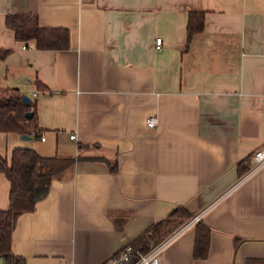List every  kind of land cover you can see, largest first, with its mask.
Returning a JSON list of instances; mask_svg holds the SVG:
<instances>
[{
    "label": "crops",
    "instance_id": "1",
    "mask_svg": "<svg viewBox=\"0 0 264 264\" xmlns=\"http://www.w3.org/2000/svg\"><path fill=\"white\" fill-rule=\"evenodd\" d=\"M190 10L204 27L187 46ZM8 13L68 29V47L17 39ZM0 49V87L31 97L45 135L0 131V153L82 157L19 215L11 249L26 264H112L180 205L210 226L209 255L194 258L190 218L163 264H264V166L237 183L264 144V0H0ZM9 192L0 171V209Z\"/></svg>",
    "mask_w": 264,
    "mask_h": 264
},
{
    "label": "trees",
    "instance_id": "2",
    "mask_svg": "<svg viewBox=\"0 0 264 264\" xmlns=\"http://www.w3.org/2000/svg\"><path fill=\"white\" fill-rule=\"evenodd\" d=\"M6 24L14 30L17 39H35L39 48L68 47V29L44 27L40 24L36 13H8ZM203 27L204 12L190 10L186 25L187 46L192 41L194 34L201 31ZM9 51L10 49H0V59L4 58ZM41 84L40 86H43ZM30 110L32 115L28 116L27 112ZM0 131H17L35 138L43 132L37 121L34 102H23L22 93L18 87H0ZM250 156L252 153L239 162V175L250 168ZM77 159H82V157H63L58 154L46 156L40 154L35 148L26 146L14 148L10 161L0 153V171L4 172L10 180L9 205L0 209V264H26L25 258L15 255L11 249L12 235L17 219L23 212L33 210L38 200L47 195L52 179ZM111 170L116 172V164L111 165ZM195 216L184 205H180L171 211L167 217L145 228L131 239L128 245L141 253H148L158 241L165 238L185 219ZM124 221L125 218L116 217V227L121 229ZM194 223L193 255L195 259H206L210 250L211 228L201 217ZM122 250L115 256H118ZM137 259L138 256L133 254L132 259L125 264H133ZM262 263L257 260L248 261V264Z\"/></svg>",
    "mask_w": 264,
    "mask_h": 264
},
{
    "label": "built area",
    "instance_id": "3",
    "mask_svg": "<svg viewBox=\"0 0 264 264\" xmlns=\"http://www.w3.org/2000/svg\"><path fill=\"white\" fill-rule=\"evenodd\" d=\"M163 38L157 37L156 38V47L160 48L163 46ZM157 117L154 115H151L147 118V124L148 126H155L157 125ZM75 134L72 133L71 137H74ZM42 139H45V135H41ZM252 159L253 164L250 166L248 170H246L244 173H242L238 179L237 183H240L244 179H246L248 176H250L252 173L256 172L258 169H260L262 166H264V144L255 148L252 152ZM200 216L196 215L191 219V222H195ZM183 227L177 229L172 234L166 236L162 240L158 241L157 244H155L151 250L148 253H141L138 250H134L130 245H127L124 250L120 252L118 256H115L112 258V264H125L126 262H129L133 254H136L138 256V259L133 264H163L162 263V252L164 248L170 243V241L182 230Z\"/></svg>",
    "mask_w": 264,
    "mask_h": 264
},
{
    "label": "water",
    "instance_id": "4",
    "mask_svg": "<svg viewBox=\"0 0 264 264\" xmlns=\"http://www.w3.org/2000/svg\"><path fill=\"white\" fill-rule=\"evenodd\" d=\"M22 100H23V102H30L32 99H31V97H29L28 95L23 94V95H22ZM27 115H28V116H31V115H32V111H31V110L28 111V112H27ZM23 137H24V138H31L32 136H31V135H28V134H23Z\"/></svg>",
    "mask_w": 264,
    "mask_h": 264
}]
</instances>
